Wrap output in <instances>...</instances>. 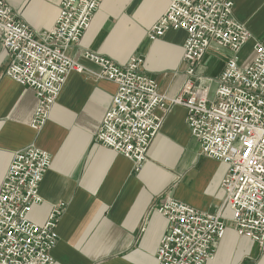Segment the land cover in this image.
Here are the masks:
<instances>
[{
	"label": "crops",
	"instance_id": "1",
	"mask_svg": "<svg viewBox=\"0 0 264 264\" xmlns=\"http://www.w3.org/2000/svg\"><path fill=\"white\" fill-rule=\"evenodd\" d=\"M5 1L39 37L54 26L62 0ZM169 1L102 0L78 44L66 52L85 71L67 75L40 131L30 127L34 92L6 75L9 55L0 52V184L15 152L34 145L51 157L38 189L41 203L32 206L28 219L41 225L54 207L63 205L54 264H156L168 223L155 207L166 197L203 213H220L226 220L214 259L206 264H264L257 245L238 236L230 221L221 187L228 167L201 154L184 107L156 110L162 125L139 173L129 160L94 141L116 86L96 79L98 68L83 52L122 66L133 56L142 58L141 72L167 98L177 97L189 80L182 60L185 33L169 30L155 41L147 37ZM232 1L234 18L251 34L243 48L264 47V0ZM230 57L229 50L211 44L195 66L194 86L206 89L210 100Z\"/></svg>",
	"mask_w": 264,
	"mask_h": 264
},
{
	"label": "built area",
	"instance_id": "2",
	"mask_svg": "<svg viewBox=\"0 0 264 264\" xmlns=\"http://www.w3.org/2000/svg\"><path fill=\"white\" fill-rule=\"evenodd\" d=\"M101 2L62 0L54 26L34 37L0 0V52L9 55L6 75L34 92L33 130L40 131L48 122L67 75L85 71L66 52L78 44ZM232 10V0H170L148 30L151 41L169 30L186 35L182 60L188 65L189 80L174 98L157 92L155 80L141 72L140 57H131L123 66L91 51L82 57L98 68L96 79L116 86L95 143L129 160L139 173L162 125L156 110L184 107L187 127L201 154L228 167L221 187L234 231L264 254V47L254 44L248 60L239 62L237 55L251 34ZM211 44L231 53L212 100L192 80ZM50 165L48 153L34 145L13 154L0 184V264H54L52 251L63 205L54 207L41 225L28 219L32 206L41 203L38 189ZM155 211L168 223L156 264H206L214 259L226 229L220 213H203L170 197Z\"/></svg>",
	"mask_w": 264,
	"mask_h": 264
},
{
	"label": "rangeland",
	"instance_id": "3",
	"mask_svg": "<svg viewBox=\"0 0 264 264\" xmlns=\"http://www.w3.org/2000/svg\"><path fill=\"white\" fill-rule=\"evenodd\" d=\"M250 49L243 48L242 51L237 55L239 62H245L250 56ZM222 56V55H221Z\"/></svg>",
	"mask_w": 264,
	"mask_h": 264
}]
</instances>
